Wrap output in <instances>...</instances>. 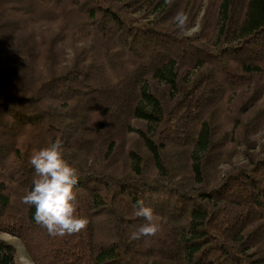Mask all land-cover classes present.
Returning <instances> with one entry per match:
<instances>
[{
    "label": "trees",
    "instance_id": "obj_1",
    "mask_svg": "<svg viewBox=\"0 0 264 264\" xmlns=\"http://www.w3.org/2000/svg\"><path fill=\"white\" fill-rule=\"evenodd\" d=\"M258 101L264 0H0V232L34 264H264V148L216 174L225 114L245 138ZM56 139L89 221L64 237L21 203ZM141 199L162 230L131 239ZM0 264H23L2 237Z\"/></svg>",
    "mask_w": 264,
    "mask_h": 264
},
{
    "label": "clouds",
    "instance_id": "obj_2",
    "mask_svg": "<svg viewBox=\"0 0 264 264\" xmlns=\"http://www.w3.org/2000/svg\"><path fill=\"white\" fill-rule=\"evenodd\" d=\"M172 2L165 0L168 5ZM173 19L182 34H195L200 28L197 25L195 29H190L189 15L184 11H178ZM63 156L62 139L37 150L30 159L35 170L33 186L21 197L22 204L35 207L36 223L46 228L53 237L77 234L89 223L86 217L77 214L79 202L74 191L79 182L77 170ZM134 215L143 218L145 223L131 234V239L155 237L162 230L153 209L146 206L142 199L137 201Z\"/></svg>",
    "mask_w": 264,
    "mask_h": 264
},
{
    "label": "rangeland",
    "instance_id": "obj_3",
    "mask_svg": "<svg viewBox=\"0 0 264 264\" xmlns=\"http://www.w3.org/2000/svg\"><path fill=\"white\" fill-rule=\"evenodd\" d=\"M199 25L197 23L192 29H195L196 26ZM66 52L64 54V57L67 59L65 60L67 63L69 59L71 58V45L69 42L66 43ZM236 98L229 97L227 100V103L234 107V102L236 101ZM260 107L262 106L264 110V101H261ZM229 107V106H228ZM226 111H229L227 107H225ZM235 113L232 114H225L223 129L230 131L231 135L230 138L227 139V143L225 145V157L221 159L220 164L218 165L217 172L219 176L230 166L232 165H238L241 163H246L248 161L249 155H256L258 153H261L262 149L264 148V117L261 121V127L257 129V131L253 132L252 134L246 135V129L245 126H238L235 128L233 127V124L230 122V119L234 116ZM135 127H140V121L134 122ZM152 123H149V126H151ZM138 133V130H134L132 135V138H135ZM197 151H200V147L197 148ZM0 237L7 240L11 244L15 246L16 249V258L22 262L23 264H34L30 257L28 256L22 242L15 236H12L5 232H0Z\"/></svg>",
    "mask_w": 264,
    "mask_h": 264
}]
</instances>
